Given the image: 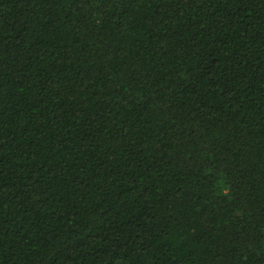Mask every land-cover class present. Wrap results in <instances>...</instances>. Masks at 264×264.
I'll return each instance as SVG.
<instances>
[{
    "label": "trees",
    "instance_id": "obj_1",
    "mask_svg": "<svg viewBox=\"0 0 264 264\" xmlns=\"http://www.w3.org/2000/svg\"><path fill=\"white\" fill-rule=\"evenodd\" d=\"M0 264H264V0H0Z\"/></svg>",
    "mask_w": 264,
    "mask_h": 264
}]
</instances>
